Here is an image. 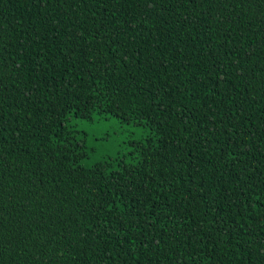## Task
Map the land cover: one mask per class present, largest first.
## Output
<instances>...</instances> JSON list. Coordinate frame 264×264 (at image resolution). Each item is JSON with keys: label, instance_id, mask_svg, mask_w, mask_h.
Here are the masks:
<instances>
[{"label": "trees", "instance_id": "trees-1", "mask_svg": "<svg viewBox=\"0 0 264 264\" xmlns=\"http://www.w3.org/2000/svg\"><path fill=\"white\" fill-rule=\"evenodd\" d=\"M0 264H264V0H0Z\"/></svg>", "mask_w": 264, "mask_h": 264}, {"label": "rangeland", "instance_id": "rangeland-1", "mask_svg": "<svg viewBox=\"0 0 264 264\" xmlns=\"http://www.w3.org/2000/svg\"><path fill=\"white\" fill-rule=\"evenodd\" d=\"M66 128L70 135L83 143L87 160L81 162L83 166L100 161L104 158L116 159L124 156L130 160L132 141H144L153 136V132L145 124L134 125L132 122H122L111 116L93 117L84 120L68 116Z\"/></svg>", "mask_w": 264, "mask_h": 264}]
</instances>
